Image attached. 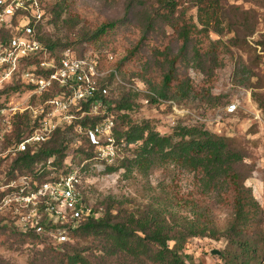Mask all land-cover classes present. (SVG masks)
I'll use <instances>...</instances> for the list:
<instances>
[{"label": "rangeland", "instance_id": "374dc122", "mask_svg": "<svg viewBox=\"0 0 264 264\" xmlns=\"http://www.w3.org/2000/svg\"><path fill=\"white\" fill-rule=\"evenodd\" d=\"M61 1L44 0L48 9ZM65 1L68 5H64L61 19L45 24L41 32L42 38L57 43V51L69 48L77 56L96 53L101 72L99 82L108 85V100L114 105L123 96L132 94V107L126 113L134 120H149L162 134H171L179 124H202L215 133L233 138L247 151L241 164L243 169L251 171L246 185L252 188L264 211V0H220L224 13L218 29L223 30V34L209 31L196 35V40L204 46L209 45L210 40L220 39L217 43L219 64H216L215 70H197L192 67V61L187 60L177 63V72L188 77L197 90L203 89L202 93L180 100L167 99L160 102L151 100L154 93L145 80V75H149L156 83L162 73L167 71L166 62H155L151 52L153 47H162L163 44H170L173 52H178L180 42L173 28L159 22L157 31L146 38L136 57L128 65H123L117 74H112L127 50L134 47L138 38L143 36V20H137L135 13L125 11L126 0ZM179 8L177 15L185 12L198 30L203 28L197 8L192 6V0H180ZM138 9L140 12L144 11L141 7ZM251 11L257 13V20L252 18ZM122 18L125 20L121 26L100 40L89 39L86 34L98 23ZM254 25L255 31L250 33ZM237 33L239 39L235 44L231 39ZM227 49L231 52H226ZM147 64L150 69L145 72ZM30 91V87L23 84H6L0 87V106H23L27 102L38 104L41 99L31 95ZM230 103L237 106L234 112L227 109ZM107 111L113 115L115 125L118 126L121 122L118 112H113L110 108ZM121 113H125V110ZM7 116L12 125L11 128L6 125L0 127V181L7 182L15 171L34 174L38 182H42L53 175L59 177L72 169H79L83 197L87 205L96 210L97 217H103L109 207L114 211H144L156 207L153 202L164 192L160 187L161 183L171 181L172 174L167 169H157L148 176L137 172L127 176L123 168L112 172L107 170L109 165H119L130 151L125 144L120 143L116 161L110 163L97 159L99 149L89 136L92 124L88 122L84 126L80 118L61 127L67 131L65 136L54 133L50 139L33 148L38 150L45 144L54 147L63 145L66 147L64 151L36 161L31 166H15L19 154L14 152V147L22 136L31 132L32 118L29 112L14 115L8 113ZM89 117L94 122L102 119V115ZM17 127L19 131L16 130ZM4 129L7 130L2 132ZM38 169L43 170L42 174H36ZM179 179L178 189L182 193L191 189L192 174L182 173ZM230 206V197L227 196L225 203H220L215 210L221 228L230 217ZM6 217L5 214L0 215V264H56L54 251L64 252V244L54 242L47 235L42 238L25 236L11 227L5 221ZM217 234L216 238H191L186 251L202 264H223L220 254L213 250L222 252L231 241L222 230ZM257 237L260 255L255 264H264V217L258 226ZM69 242L88 255L93 264H124L122 257L103 249L105 244L98 235L74 234L70 236Z\"/></svg>", "mask_w": 264, "mask_h": 264}, {"label": "trees", "instance_id": "16d2710c", "mask_svg": "<svg viewBox=\"0 0 264 264\" xmlns=\"http://www.w3.org/2000/svg\"><path fill=\"white\" fill-rule=\"evenodd\" d=\"M64 5H68L65 0L54 5L52 9H48L46 5L48 20L45 24L61 19ZM179 5L180 0H126L125 3L127 13H135L137 20H143V36L138 38L134 47L127 50L112 74H117L123 65H128V62L136 57L146 38L157 31L159 22L170 25L180 42L177 53L173 52L170 44L152 48L151 55L155 62L165 61L168 68L156 83L149 75H145V80L154 93V96H151L153 102L180 100L202 93L203 89L197 90L188 77L177 72V63L180 60L192 61V67L206 72L215 70L216 64H219L217 43L220 39L210 40L209 45L204 46L196 40V35L209 31L223 34V30L218 29L224 13L220 0H192V6L197 8L203 25L201 30L196 28L194 21L187 18L185 12L177 15L180 11ZM138 7L144 11L140 12ZM250 15L257 20L255 11H251ZM124 20L125 18L103 21L86 34L89 39L100 40L114 33ZM45 24L38 28V37L58 55L64 49L57 51V43L47 41L41 36ZM254 31L255 25L250 33ZM238 34L231 39L235 44L239 39ZM226 52L231 51L227 49ZM147 61L149 63V60ZM149 69L150 65L147 64L145 72ZM131 98L132 94L125 95L114 105L107 99L108 108L118 112L120 116L121 122L114 128L115 136L118 142L123 140L125 147L130 151L119 165H109L107 170L112 172L123 168L127 176L136 172L148 176L157 169H167L172 174L171 181L161 183L160 187L164 192L153 202L156 207L144 211H114L109 207L103 217L86 218L70 236H100L105 244L103 249L122 257L124 264H202L186 251L188 241L193 237L216 238L217 233L222 230L231 241L229 246L219 253L223 264H255L260 255L257 232L264 211L252 188L246 185L251 171L243 169L241 164L247 151L233 138L215 133L202 124H179L171 134H162L151 121H136L126 113L132 107ZM124 110L125 113H121ZM89 119L87 115L79 120L84 126L91 122L93 128L96 122ZM16 130L19 131V127ZM54 133H62L65 136L67 131L59 127ZM65 149L63 145L54 147L47 144L34 151L29 148L18 153L15 166H31L36 161L53 157ZM182 173L193 176L191 189L185 193L178 189ZM227 196L230 197L231 213L226 225L221 228L215 210L220 203H225ZM22 234L37 238L46 236L34 232ZM60 244H64L62 248L65 251H54L56 264H93L90 257L69 240Z\"/></svg>", "mask_w": 264, "mask_h": 264}, {"label": "built area", "instance_id": "2783aa9c", "mask_svg": "<svg viewBox=\"0 0 264 264\" xmlns=\"http://www.w3.org/2000/svg\"><path fill=\"white\" fill-rule=\"evenodd\" d=\"M47 20L44 0H0V87L23 84L41 99L36 105L0 106V127L11 128L8 113L29 112L33 126L14 147L19 153L37 148L74 119L102 115L89 136L99 149L97 159L112 163L119 157L120 143H125L118 142L114 117L107 111L109 87L99 82V57L77 56L69 48L55 55L37 34ZM236 108L230 103L227 109ZM42 172L38 169L36 174ZM81 184L79 169L42 182L34 174L15 171L7 182L0 181V215H7L5 221L22 233L66 242L86 218L97 217L84 200Z\"/></svg>", "mask_w": 264, "mask_h": 264}, {"label": "water", "instance_id": "95a60500", "mask_svg": "<svg viewBox=\"0 0 264 264\" xmlns=\"http://www.w3.org/2000/svg\"><path fill=\"white\" fill-rule=\"evenodd\" d=\"M213 252H214V253H217V254H219V253H220V251H219V250H217V249L213 250Z\"/></svg>", "mask_w": 264, "mask_h": 264}]
</instances>
